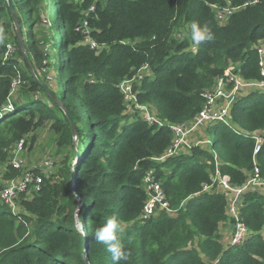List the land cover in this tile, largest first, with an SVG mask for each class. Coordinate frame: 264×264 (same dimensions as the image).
<instances>
[{
    "label": "trees",
    "instance_id": "trees-1",
    "mask_svg": "<svg viewBox=\"0 0 264 264\" xmlns=\"http://www.w3.org/2000/svg\"><path fill=\"white\" fill-rule=\"evenodd\" d=\"M11 1L26 53L50 94L30 75L7 0H0V110L17 72L22 79L11 99L13 110L0 116V191L26 171L41 176L37 191L18 195L17 213L0 202V264H85L84 246L90 264H113L106 246L94 239L111 216L125 229L119 238L129 258L120 264H264V192L241 196L248 235L231 245L219 234L221 223L233 225L226 194L201 192L215 171L213 152L200 145L153 160L171 143L167 124L192 120L204 103L202 93L218 76L230 71L244 80L264 79L257 51L264 43V0L234 12L225 24L210 8L221 0H53L59 28L46 16L39 33L32 28L44 20L41 11L51 12L46 0ZM22 6L32 18L28 29ZM84 18L101 49H91L75 29ZM194 21L206 25L213 38L196 44ZM7 44L14 49L4 59ZM143 65L149 72L132 88L162 126L149 124L136 109L127 112L119 89ZM229 114L231 124H208L204 132L215 134L211 145L220 173L241 186L253 167V140L243 133L264 130V92L238 96ZM45 125L58 159L53 171L13 168L15 144L23 138L30 149L35 131ZM257 162L264 177V146ZM148 170L174 213L160 210L141 220Z\"/></svg>",
    "mask_w": 264,
    "mask_h": 264
},
{
    "label": "built area",
    "instance_id": "built-area-1",
    "mask_svg": "<svg viewBox=\"0 0 264 264\" xmlns=\"http://www.w3.org/2000/svg\"><path fill=\"white\" fill-rule=\"evenodd\" d=\"M259 0H245L242 4L234 5L232 0H221L219 3L210 4L211 10L219 24H225L230 16L248 5L256 4ZM94 9V4L84 12L85 16ZM84 35V42L87 43L91 49H101L97 42L91 39L90 29L86 18L75 28ZM14 46L7 44V51L4 59L8 58L13 52ZM257 51L260 58V65L264 64V43L260 42L257 46ZM149 72L148 65H143L137 73L130 79H125L119 84V89L123 93L124 100L128 106L135 107L136 110L144 117L149 123H156L159 126L164 123L155 116L154 112L147 104H139L137 102V94L133 91V84L140 82L145 73ZM264 75V70L262 71ZM22 83L20 74L17 72L13 77L9 92V98L3 108L0 110V116L4 112L13 110L11 102L12 96L17 90L19 84ZM258 89L264 92V79L260 81L244 80L240 75L226 71L224 74L218 76L211 89L202 93L204 103L201 110L190 121H182L178 123L167 124L171 130L172 139L169 146L164 153L153 158L155 161H162L168 157L175 156L181 153L189 152L194 146H205L210 149L214 154L215 171L211 174L210 183L202 185L201 192L220 193L226 194V210L227 216L233 220V231L229 240L226 242L231 245H239L243 242L248 235V229L240 218V204L241 196L247 191L264 192V177L261 176L257 162V154L264 146V130L254 131L252 133H243L251 136L253 140V153H252V169L249 171L247 178L241 186H233L229 181L227 175L220 173L218 159L211 145V138L203 133H200L201 128H206L208 124L215 122H222L224 124L230 123V108L234 100L241 96L244 91ZM231 124V123H230ZM200 136L195 137V134ZM24 140L20 139L14 147L13 156L10 164L15 169L22 168V159L19 154L23 148ZM52 165V163H51ZM50 167V163L49 166ZM153 170H148L143 178L144 186L147 190V198L143 204L141 212V220L153 217L159 213L160 210H166L170 214L174 210L169 208L163 189L159 181L154 177ZM41 183V176L34 175L30 171L24 172L20 177L12 178L6 182L0 191V202L7 205L13 213L19 211L17 205V198L20 193H30L29 191H37Z\"/></svg>",
    "mask_w": 264,
    "mask_h": 264
},
{
    "label": "rangeland",
    "instance_id": "rangeland-1",
    "mask_svg": "<svg viewBox=\"0 0 264 264\" xmlns=\"http://www.w3.org/2000/svg\"><path fill=\"white\" fill-rule=\"evenodd\" d=\"M46 2L48 5V9H50L51 12L47 11V15L45 14V11L40 12V17L41 19L44 20L42 22L38 21L36 24H34L32 28L34 33H39L42 31V28H45L43 27V24H46V20H45L46 16L48 18H52L54 26L56 28H59L53 0H46ZM20 8H22L24 14V26L25 28L28 29L31 27L32 18L29 16V14L26 13V8L24 6ZM48 76H51V72H49ZM249 91L250 90L244 91L242 95L247 94ZM131 109L134 110L135 107L128 106L127 112H132ZM203 131H204L203 128L199 130L200 133H203ZM198 136H200V134L196 133L195 137ZM209 136L211 137V141L213 143L215 138L214 132H211ZM28 146L29 145L27 144L26 147H23L19 154V157L22 159V168L28 170L39 169L41 172H44L45 174H48L51 171H53L54 162L55 161L57 162L58 159L55 154V146L52 140V133L47 125L35 131V142L31 145L30 149L28 148ZM49 163H50V167H47L49 166ZM263 236H264V232H263Z\"/></svg>",
    "mask_w": 264,
    "mask_h": 264
},
{
    "label": "clouds",
    "instance_id": "clouds-1",
    "mask_svg": "<svg viewBox=\"0 0 264 264\" xmlns=\"http://www.w3.org/2000/svg\"><path fill=\"white\" fill-rule=\"evenodd\" d=\"M192 40L200 44L205 40L213 38L211 31L206 25L198 22H192L190 26ZM124 226L117 217H108L101 226L94 232V239L97 243L105 245L107 252L111 254L113 264H120L121 261H127L129 253L119 238V234L124 231Z\"/></svg>",
    "mask_w": 264,
    "mask_h": 264
},
{
    "label": "water",
    "instance_id": "water-1",
    "mask_svg": "<svg viewBox=\"0 0 264 264\" xmlns=\"http://www.w3.org/2000/svg\"><path fill=\"white\" fill-rule=\"evenodd\" d=\"M7 4H8V9H9L10 16L12 18V23H13L14 31H15V34H16L18 47H19V49H20V51H21V53L23 55L25 64L27 66V69H28L30 75L33 77V79L39 84V86L47 94H50V91L47 89V87H45V85L37 77V74H36L32 64L30 62V59H29V57H28V55L26 53L25 45H24V41H23V36H22V31H21V28H20L19 20H18V16H17L16 10H15L13 4H12V1L11 0H7ZM52 98L55 100V98L53 96H52ZM59 105L61 106V104H59ZM74 139H75V131H74ZM81 257H82L83 262L85 264H90L88 262V259H87L86 247L85 246L83 247V250H82V253H81Z\"/></svg>",
    "mask_w": 264,
    "mask_h": 264
},
{
    "label": "crops",
    "instance_id": "crops-1",
    "mask_svg": "<svg viewBox=\"0 0 264 264\" xmlns=\"http://www.w3.org/2000/svg\"><path fill=\"white\" fill-rule=\"evenodd\" d=\"M233 225H231L228 221L223 222L219 226V234L222 237L223 242H227L231 236Z\"/></svg>",
    "mask_w": 264,
    "mask_h": 264
}]
</instances>
